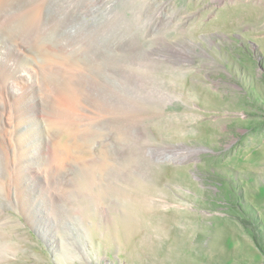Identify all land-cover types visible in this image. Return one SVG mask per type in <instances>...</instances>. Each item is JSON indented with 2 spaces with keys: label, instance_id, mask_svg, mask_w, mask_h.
Returning <instances> with one entry per match:
<instances>
[{
  "label": "rangeland",
  "instance_id": "1",
  "mask_svg": "<svg viewBox=\"0 0 264 264\" xmlns=\"http://www.w3.org/2000/svg\"><path fill=\"white\" fill-rule=\"evenodd\" d=\"M101 7L99 91L48 102L71 182L43 222L0 181V264H264V0ZM5 11L32 36L21 0Z\"/></svg>",
  "mask_w": 264,
  "mask_h": 264
},
{
  "label": "bare ground",
  "instance_id": "2",
  "mask_svg": "<svg viewBox=\"0 0 264 264\" xmlns=\"http://www.w3.org/2000/svg\"><path fill=\"white\" fill-rule=\"evenodd\" d=\"M9 1L0 0V152L6 172L0 181L13 209L27 219L54 222L56 206L71 178L67 165L59 161L68 160L69 152L60 151L57 157L54 134L46 127L51 115L48 102L78 103L73 93L89 99L99 91L104 78L102 0H93L88 10L86 0H21L32 13L35 32L31 30L30 37L12 26L10 11L5 13ZM41 23L53 26L40 31ZM191 150L167 158L187 159L194 154ZM60 174L61 188L51 186ZM75 229L68 228L67 234Z\"/></svg>",
  "mask_w": 264,
  "mask_h": 264
}]
</instances>
